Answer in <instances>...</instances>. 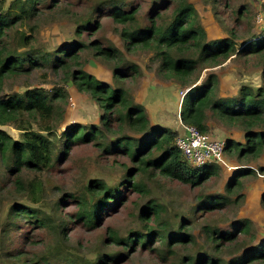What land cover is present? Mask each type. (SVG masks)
<instances>
[{
    "label": "trees",
    "instance_id": "obj_1",
    "mask_svg": "<svg viewBox=\"0 0 264 264\" xmlns=\"http://www.w3.org/2000/svg\"><path fill=\"white\" fill-rule=\"evenodd\" d=\"M149 1L146 16L140 18L138 0H0V165L4 172L0 195L11 192L16 197L0 223V264H118L137 250L154 252L172 264L264 261V238L258 237L250 219L229 220V228L208 219L215 211L239 207L245 197L244 179L264 174L263 166L247 165L264 154V35L245 38L241 47L233 30L229 37L208 40L193 2ZM213 1L230 7L227 0ZM233 13L239 21L247 8L240 5ZM100 14L119 27L127 50H151L164 78L191 88L182 98V125L207 133L212 116L243 132V142H225L226 155L234 156L242 167L234 171L223 193L202 191L217 173L218 163L193 167L176 144L180 134L153 125L144 105L133 101L123 83L139 74V67L107 39L92 38L102 27ZM58 17L74 22V36L53 49L45 48L39 41L41 24ZM87 53L111 65L112 84L85 71ZM233 55L246 65L261 67L260 86L245 84L236 95L222 97L214 73L197 83L202 68L220 65ZM49 71L60 75L52 87L31 83L36 72L46 82ZM17 80H22L21 87L14 89ZM70 84L98 104L99 125L76 123L59 135ZM7 125L19 130V135L1 128ZM77 144H91L113 161L122 158L120 178L111 183L100 177L76 178L74 188L59 186L62 194L48 202L44 176L64 163ZM159 178L196 192L191 217L171 215L166 204L151 195L149 182ZM122 213L130 220L124 229L109 223ZM200 218L205 219L200 224L201 246L193 233V223ZM26 226L39 235L37 241L29 239L31 232L25 237L29 250L12 245ZM102 227L105 231L96 250L83 253L80 240L73 250L65 248L76 228L94 233ZM186 246H190L187 253H176Z\"/></svg>",
    "mask_w": 264,
    "mask_h": 264
},
{
    "label": "rangeland",
    "instance_id": "obj_2",
    "mask_svg": "<svg viewBox=\"0 0 264 264\" xmlns=\"http://www.w3.org/2000/svg\"><path fill=\"white\" fill-rule=\"evenodd\" d=\"M10 1V0H8ZM133 3L136 0H132ZM193 2L197 11L199 21L203 25L207 39L212 40L221 37L231 36V31L235 34V40L238 47L242 46L243 40L254 36V40L260 35H264V0H227L230 2V7H223L222 3L214 2L213 0H189ZM225 1V0H224ZM142 6L140 10V18L146 16L149 0H138ZM245 6L247 13L237 21L233 11L239 6ZM216 12V13H215ZM102 20L101 29L92 36L105 38L123 52L124 57L138 65L139 74L135 77L128 78L123 85L129 90L133 101L144 105L147 115L153 125H159L164 128H173L179 134L182 132V123L179 117L183 93L187 89L178 84L174 79L164 78L158 71L159 61L151 50L144 48H132L127 50L124 41L119 35V28L109 16L100 14ZM142 15V16H141ZM75 24L70 18L58 17L55 21L45 20L41 24L39 32L40 44L45 48L53 49L59 43L71 39L74 36ZM88 61L86 62L85 71L93 74L97 78L112 84V69L111 65L93 58L90 53L86 54ZM210 73H214L218 78L217 94L222 97L236 95L242 85L258 87L263 82L260 66L246 65L235 55L230 56L226 61L217 66H206L201 69L197 78V83H202ZM43 74L36 72L31 76L33 85H41L45 88L52 87L60 81V75L56 73H47L46 82H41ZM22 80H17L12 86L14 89L21 87ZM68 98L66 111L63 120L58 124L57 133L60 135L64 130L78 123L83 126L99 125V116L101 110L88 94L78 92L73 85H68ZM11 87L7 85L6 91ZM207 133L215 139H228L243 142V132L235 125H229L222 120L210 116L208 118ZM1 128L10 132L14 137L19 135V130L11 125L2 126ZM110 155H103L91 144H77L72 146L71 153L64 163H60L53 172L46 174L48 188L46 189V198L48 202L53 201L57 195L62 192V188H74L72 185L76 178L86 180L91 177H100L111 183L120 178V163L124 160L117 158L115 161ZM217 173L213 174L202 191L223 193L224 187L228 180L233 175L234 171L242 167L234 156H227L224 152V161L218 163ZM255 169L260 166L264 167V154L255 161L247 164ZM194 167V166H193ZM4 175L0 165V177ZM58 186V187H55ZM151 195L158 200L164 202L168 208V212L173 214H183L192 216L193 207L195 206L196 192L185 186H181L176 182L167 179L159 178L154 182H149ZM75 190V189H73ZM198 191V190H197ZM245 194L239 207L231 206L224 210L215 211L208 219L211 222H218L221 228H229V220L235 219H250L258 237L264 238V201L262 195L264 193V174L258 176H249L244 179ZM12 198H16L11 192L0 195V223L6 216L9 202ZM205 221L204 218L195 220L193 223V233L196 235L197 244L203 245V235L201 233L200 224ZM120 229H124L130 220L125 213L115 215L109 222ZM24 231L16 237L15 247H30L25 243V237L31 232L30 238L32 241H37L39 235L33 230ZM104 227L97 232H86L81 228H76L71 234V238L66 243L65 248L76 247L77 240L84 244L83 253L89 250L98 248L99 239L103 236ZM53 242H49V249H52ZM190 249L186 246L183 249H178L177 254H185ZM172 260H162L156 253L148 251H135L125 261L118 264H172ZM253 264H264L256 262Z\"/></svg>",
    "mask_w": 264,
    "mask_h": 264
},
{
    "label": "built area",
    "instance_id": "obj_3",
    "mask_svg": "<svg viewBox=\"0 0 264 264\" xmlns=\"http://www.w3.org/2000/svg\"><path fill=\"white\" fill-rule=\"evenodd\" d=\"M186 93H183V95ZM185 158L194 167L208 166L224 161L225 141L212 138L194 126L182 125V132L176 141Z\"/></svg>",
    "mask_w": 264,
    "mask_h": 264
},
{
    "label": "water",
    "instance_id": "obj_4",
    "mask_svg": "<svg viewBox=\"0 0 264 264\" xmlns=\"http://www.w3.org/2000/svg\"><path fill=\"white\" fill-rule=\"evenodd\" d=\"M190 89H191V88H187V89H186V92H187L188 90H190Z\"/></svg>",
    "mask_w": 264,
    "mask_h": 264
}]
</instances>
